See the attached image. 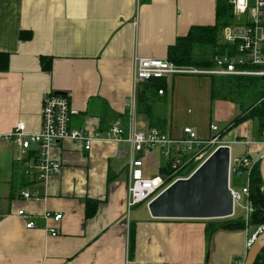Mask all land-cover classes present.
<instances>
[{
    "label": "crops",
    "instance_id": "obj_1",
    "mask_svg": "<svg viewBox=\"0 0 264 264\" xmlns=\"http://www.w3.org/2000/svg\"><path fill=\"white\" fill-rule=\"evenodd\" d=\"M217 2L0 0V52L9 55L8 69L0 72V264H243L246 242L262 226L212 229L219 220L152 219L147 207H135L127 215L130 158L128 152L122 157L117 153L127 151V146L96 140L86 151L64 141L50 150L51 159L61 165L60 174L36 185L24 177L25 156L4 140L18 123H24L29 133L39 131L47 92L68 95L76 112L70 118L71 129H87L99 138L114 123L125 131L131 123L137 131L150 130L144 116L136 110L133 114L127 105L134 93V59L167 60L177 38L192 27L215 24ZM221 29L217 42L232 52L221 42ZM43 58L50 61L49 70L42 67ZM212 78L221 77H166V90L155 105V113L166 122V133L176 137L190 126L199 139L209 137L210 108L216 97ZM226 114L229 120L234 115ZM226 114L221 120H227ZM228 126L219 129L231 153L235 142L228 139L233 129L226 131ZM247 140L235 144L246 147ZM142 159L147 175L150 167L159 173L165 165L158 149ZM27 188H38L41 198L22 199ZM87 201L97 202L90 218L85 216ZM45 212L60 213L62 218L45 219ZM29 222L35 227L27 229ZM49 228L56 230L55 237Z\"/></svg>",
    "mask_w": 264,
    "mask_h": 264
},
{
    "label": "built area",
    "instance_id": "obj_2",
    "mask_svg": "<svg viewBox=\"0 0 264 264\" xmlns=\"http://www.w3.org/2000/svg\"><path fill=\"white\" fill-rule=\"evenodd\" d=\"M225 1L231 7L233 16L231 24L221 29V42L231 47L233 51L216 56L211 68L177 65L163 59L136 57L133 70L134 93L127 103L133 114L136 110L138 85L151 79L168 76H208L255 78L264 82V0ZM55 93L47 92L43 95L38 132L29 133L24 123H18L13 132L4 136L5 141L16 145L25 156L21 162L24 177L29 183L41 185L45 184L49 177L59 175L61 165L51 159L50 150L64 141L82 145L86 151L91 149L92 143L96 140L125 145L128 150L117 153L122 157L128 152L130 158L127 177V215L133 208L143 203L147 206L175 181L189 177L217 147L228 146L222 140L219 127L214 124L209 125L210 134L205 140L199 139L190 126L183 127L179 135L174 137L158 129L137 131L134 123H131L128 131L118 123H114L108 128L105 137L99 138L87 129L70 128V118L76 112L71 108L66 93L63 95ZM244 144L247 148L250 145L264 147V131L258 137V141H246ZM153 149H158L165 160V165L159 170L162 176L149 177L145 173L142 158ZM260 161L261 159L251 160L248 150L241 157L235 159L230 157L229 189L233 199V212L237 208L242 211V219L246 224L253 211L249 199L251 173L254 165ZM261 190L264 191L263 187ZM21 197L24 200H38L41 194L38 188L34 190L27 188L21 192ZM17 214L21 216L23 212ZM43 217L59 222L62 215L45 212ZM34 227L32 222L26 224L27 229ZM127 227L129 228L128 224ZM46 230L52 237L57 235L53 228ZM263 232L264 226L247 240V250ZM235 264L241 263L238 261Z\"/></svg>",
    "mask_w": 264,
    "mask_h": 264
},
{
    "label": "trees",
    "instance_id": "obj_3",
    "mask_svg": "<svg viewBox=\"0 0 264 264\" xmlns=\"http://www.w3.org/2000/svg\"><path fill=\"white\" fill-rule=\"evenodd\" d=\"M232 9L225 0H218L216 6V18L213 26L192 27L186 36L179 37L173 46L167 51V60L177 65L196 66L199 68H211L216 56L226 53V47L218 44L219 30L231 24ZM9 55L0 52V72L8 69ZM42 67L49 70L50 61L42 59ZM244 84L255 87V101L241 110V114L235 117L229 124V130L240 123L253 120L257 125L259 137L264 131V82L253 78H212V93H223L228 88ZM166 90V77L151 79L140 83L136 91V113L144 116L148 129H158L165 132L166 122L155 113V105L159 102L160 93ZM260 101V102H259ZM223 134V133H222ZM223 136V135H222ZM260 162L256 163L251 173L249 199L253 211L247 220V226H264V191L260 171ZM85 216L94 215L97 202L87 201L85 204ZM214 222V221H210ZM246 223L242 218L224 219L211 224L212 229H245ZM130 249L133 247V234L130 231ZM254 264H264V247L258 254Z\"/></svg>",
    "mask_w": 264,
    "mask_h": 264
},
{
    "label": "water",
    "instance_id": "obj_4",
    "mask_svg": "<svg viewBox=\"0 0 264 264\" xmlns=\"http://www.w3.org/2000/svg\"><path fill=\"white\" fill-rule=\"evenodd\" d=\"M63 95L62 92H56ZM230 148L217 147L189 177L175 181L148 203L152 219L222 220L233 217V199L229 189ZM259 171L264 189V157ZM264 247V232L254 241L243 264H254Z\"/></svg>",
    "mask_w": 264,
    "mask_h": 264
},
{
    "label": "rangeland",
    "instance_id": "obj_5",
    "mask_svg": "<svg viewBox=\"0 0 264 264\" xmlns=\"http://www.w3.org/2000/svg\"><path fill=\"white\" fill-rule=\"evenodd\" d=\"M255 87H248L244 84L236 85L234 87L228 88L223 93H217L215 99L212 101V105L210 108V123L217 125L220 129H224L228 126V123L232 120V118L236 117L243 108L250 105L255 101ZM264 98V97H263ZM264 101V100H263ZM260 102V101H259ZM158 108V107H157ZM226 113H231L233 117L231 116V119L229 120V117ZM223 114H226V121L221 120V117ZM228 121V122H227ZM231 132V133H230ZM229 133V138L232 141L237 143L239 141H258V133H257V125L256 122L253 120H247L238 125V127L233 128ZM226 133L225 135H228ZM238 134V135H236ZM243 137H242V136ZM238 136L241 138L238 139ZM231 144V158L235 159L238 158L246 152L243 145L240 144ZM249 153L251 155V160H256L259 158L260 155L264 154V147L263 146H256V145H250ZM163 164H165V161L163 160ZM151 173L148 175L149 177H155V176H162V174L158 173L156 167H150ZM140 207H146L145 203L137 206L136 208ZM133 208L130 211L129 217L131 216V213L136 209ZM234 218H242L243 213L238 208L235 210ZM250 233H253V229L251 228Z\"/></svg>",
    "mask_w": 264,
    "mask_h": 264
}]
</instances>
